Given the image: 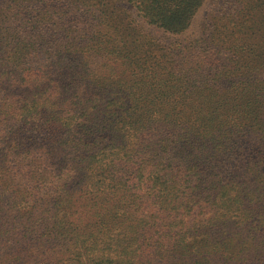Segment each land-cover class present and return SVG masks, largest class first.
Returning <instances> with one entry per match:
<instances>
[{"label":"trees","instance_id":"obj_1","mask_svg":"<svg viewBox=\"0 0 264 264\" xmlns=\"http://www.w3.org/2000/svg\"><path fill=\"white\" fill-rule=\"evenodd\" d=\"M120 4L0 0V264H264V0Z\"/></svg>","mask_w":264,"mask_h":264},{"label":"rangeland","instance_id":"obj_2","mask_svg":"<svg viewBox=\"0 0 264 264\" xmlns=\"http://www.w3.org/2000/svg\"><path fill=\"white\" fill-rule=\"evenodd\" d=\"M261 1V0H258ZM117 3L121 2V7L127 11V15L130 20H133L143 29V33L155 49H212L207 43H205L206 36L208 35L210 22L214 11L218 7L226 2V0H205L202 6L197 10L189 27L182 33L169 34L153 26L147 25L142 19L132 10L128 9L124 0H116ZM261 19L260 14L255 13L254 22L258 25ZM259 36L264 39V27ZM138 39V38H137ZM260 39V38H259ZM144 42V39H139ZM209 52V50H207ZM206 54V53H205ZM211 54V53H209ZM219 59V57H215ZM99 59L93 61V64H98ZM264 80V79H263ZM6 196L1 195L0 202L5 203ZM193 213L190 219H186V223L193 227V231L198 228V223L205 217L209 216L208 211H205L202 215ZM193 224L196 226H193ZM157 236H155L156 238Z\"/></svg>","mask_w":264,"mask_h":264}]
</instances>
